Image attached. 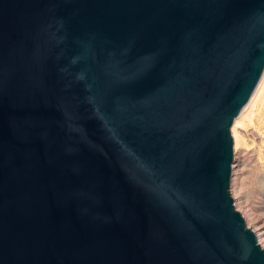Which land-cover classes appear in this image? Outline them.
Returning a JSON list of instances; mask_svg holds the SVG:
<instances>
[{"label": "water", "instance_id": "1", "mask_svg": "<svg viewBox=\"0 0 264 264\" xmlns=\"http://www.w3.org/2000/svg\"><path fill=\"white\" fill-rule=\"evenodd\" d=\"M264 0H0V264H264L229 194Z\"/></svg>", "mask_w": 264, "mask_h": 264}, {"label": "rangeland", "instance_id": "2", "mask_svg": "<svg viewBox=\"0 0 264 264\" xmlns=\"http://www.w3.org/2000/svg\"><path fill=\"white\" fill-rule=\"evenodd\" d=\"M240 121V149L233 152L229 194L243 221L264 242V82Z\"/></svg>", "mask_w": 264, "mask_h": 264}, {"label": "bare ground", "instance_id": "3", "mask_svg": "<svg viewBox=\"0 0 264 264\" xmlns=\"http://www.w3.org/2000/svg\"><path fill=\"white\" fill-rule=\"evenodd\" d=\"M263 82H264V70L262 72V75H261V77H260V79H259V81H258V83H257V85H256V87H255V89L253 91V93L251 94L250 98L248 99L247 103L245 104V106H244V108L242 110V113H241L240 117L234 118L230 136H231V139H232L233 152L235 154H236L237 150L240 149L239 148L240 141H239V137H238V134H237V129L239 128L238 125H239V123H241L240 120L242 119L243 115L248 111V108H249L251 102L253 101L255 95L257 94V92L261 88ZM233 163L234 162L232 161V164H231L232 167H233ZM232 169H235V168H232ZM232 174L233 175L235 174V170H233V173ZM236 174H237V172H236ZM232 200L234 201V209L236 211L237 210V204L235 202V198L233 197ZM244 224H245V227L247 229H249L253 233V235L255 236V239H256V242H257L259 248L264 252V247H263L264 244L262 245V243H264V242H262V240H261L262 238L260 237V235L258 234V232L255 231V230H252L249 226H247L246 221H244Z\"/></svg>", "mask_w": 264, "mask_h": 264}]
</instances>
